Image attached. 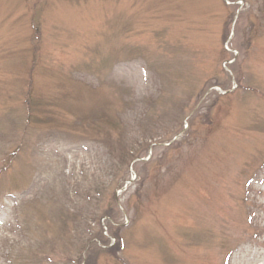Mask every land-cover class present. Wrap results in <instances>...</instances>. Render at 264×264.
<instances>
[{"label":"rangeland","instance_id":"374dc122","mask_svg":"<svg viewBox=\"0 0 264 264\" xmlns=\"http://www.w3.org/2000/svg\"><path fill=\"white\" fill-rule=\"evenodd\" d=\"M0 264H264V0H0Z\"/></svg>","mask_w":264,"mask_h":264}]
</instances>
